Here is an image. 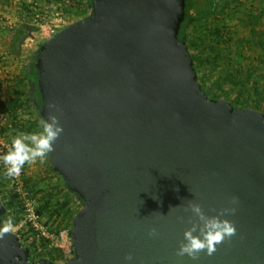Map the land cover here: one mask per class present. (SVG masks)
Masks as SVG:
<instances>
[{
	"label": "water",
	"instance_id": "obj_1",
	"mask_svg": "<svg viewBox=\"0 0 264 264\" xmlns=\"http://www.w3.org/2000/svg\"><path fill=\"white\" fill-rule=\"evenodd\" d=\"M185 4L93 0L38 49L41 114L63 128L48 160L83 200L63 264H264V112L206 94L178 37ZM190 202L208 217L235 208V234L195 260L177 255L203 224ZM0 264L56 263L9 231Z\"/></svg>",
	"mask_w": 264,
	"mask_h": 264
},
{
	"label": "trees",
	"instance_id": "obj_2",
	"mask_svg": "<svg viewBox=\"0 0 264 264\" xmlns=\"http://www.w3.org/2000/svg\"><path fill=\"white\" fill-rule=\"evenodd\" d=\"M92 1L71 0L64 10L83 18L92 14ZM247 1L230 0L229 3L228 0H186L185 17L178 37L186 41L194 60L198 81L209 97L226 99L235 107H249L264 112V0L258 7ZM29 4L31 6V3ZM233 19L239 24L233 23ZM256 19L261 20L260 25ZM30 30H34V27L26 24L19 28L12 42V49L19 51L17 40L24 31L28 33ZM37 53L38 50L30 58L27 69L14 77L11 96L4 99L0 96V111L6 117L1 132L11 133L10 145L18 133L39 132L43 128V125H39V121L44 117L41 114L43 99L38 86ZM201 67L204 68L202 72ZM30 108H36L37 115L28 113V118L24 117ZM50 167V175L23 176V185L34 202L36 213L43 217L48 214L54 219L53 229L68 216L71 220V227L68 228L71 235L75 205L78 202L83 203V200L69 189L64 178V188L57 189L49 181L45 188L41 187L40 183L52 178L54 173L60 175L51 164ZM24 170L23 166V173ZM5 171L4 165H0V193L5 179L10 178ZM3 198L0 194V199L6 207V213L2 215L0 223L6 220L10 211L18 216L17 219L24 216L26 205L17 191L11 188L6 199ZM45 223L51 226L49 222ZM35 236L30 244L25 243V246L30 248L31 261H35L36 255L59 264L69 259L59 249H48L43 238L39 239L42 241L38 245L35 241L38 235ZM72 251L74 253L73 249Z\"/></svg>",
	"mask_w": 264,
	"mask_h": 264
},
{
	"label": "rangeland",
	"instance_id": "obj_3",
	"mask_svg": "<svg viewBox=\"0 0 264 264\" xmlns=\"http://www.w3.org/2000/svg\"><path fill=\"white\" fill-rule=\"evenodd\" d=\"M39 1L40 2H44V1L47 2L48 0H39ZM235 1H237V0H235ZM261 1L262 0H248L247 3L250 2V3H252L258 7V5L260 6ZM17 2H19L18 8L14 7V6L11 7L10 6V0H0V17H2L3 15H7V16L10 15L12 18L18 19V18H21L22 16H24V14H25L27 19H26V21H24L25 23H23V24H26L32 28V23H31L32 19L30 18L29 0H26V1L25 0H18ZM228 2L230 3V0H228ZM26 5H28V7ZM256 10H257V8H256ZM72 18H73V20H72L73 22L76 20L82 19V17H80V16H78V17L75 16ZM232 22L235 23L236 25L239 24V22L236 19H233ZM260 22H261V20H257L258 25L261 24ZM1 23H2V20L0 19V24ZM2 24L4 25V23H2ZM25 38L26 37H24L22 42H24ZM40 45H41V43H39L37 41V38H34V40H32V37H30L26 42H24V45L22 46V48H21V44H20L21 49L19 48V51H18L19 53L15 54L16 51L14 49H12V43H10V41L8 40L7 28H1L0 29V96L2 99L11 96V93H10L11 92V85L13 84L14 77L18 73H20V72L22 73L23 71H25L27 62L35 54V52L39 49ZM202 69H204V68L201 67L200 72H202ZM37 111L38 110L36 108H30V110L27 111L26 114H24V117L28 118V113H30L32 116H34V115L36 116ZM8 132L4 133V137H5L4 141L6 143H10L9 138L11 136V133L10 132L8 133ZM1 136H0V139L2 138ZM24 169H25L24 170V176L25 177H27L28 175H33L35 177H39L43 174H48V175L52 174V170H51L50 163L48 160V154L45 158H42V159L37 158L36 160H34L31 163H26L24 165ZM48 181L53 183V186L57 187V189L65 187L63 185L62 175L54 173L52 178H49L47 181H42L40 183V186L45 188L48 184L47 183ZM11 188H12V179H11V177L8 179L6 178L4 184L1 186V193H0L2 198L4 197L3 198L4 200L8 196V191ZM48 191H50V189H48ZM2 203H3V201H2ZM82 207H83V203L78 202L75 205V212L77 213ZM9 217L13 218V228L11 231H13L19 235L20 240L22 241L24 246H25V243L30 244L31 241L34 238H36V236H35L36 234H35V231H33L31 229L30 223L28 222V219L26 218V216L24 215V216H21L20 218L17 219L18 216L10 211V212H8L6 220ZM42 221L43 222L47 221L51 224V226H49V229L52 232H55L57 237L60 240H63L66 242L70 239V241H71V235L67 234L68 233L67 229L71 227L70 226L71 220L68 219V216H66V220L60 221L61 223L58 222V224L55 225L56 226L55 229H53L54 228V219L52 217H49L48 214H46V215H44V217H42ZM62 227H64V229H62ZM56 230H59V232H56ZM35 241L38 245H40L42 240H39L37 238V239H35ZM70 249H72V247ZM73 256H74V253L71 250L69 258H71ZM40 259H41V257L39 255L35 256V261H39ZM56 264H59V263H56Z\"/></svg>",
	"mask_w": 264,
	"mask_h": 264
},
{
	"label": "clouds",
	"instance_id": "obj_4",
	"mask_svg": "<svg viewBox=\"0 0 264 264\" xmlns=\"http://www.w3.org/2000/svg\"><path fill=\"white\" fill-rule=\"evenodd\" d=\"M39 125H43L42 131L33 133H18L11 141L10 149L0 156V161L5 167V174L9 177L20 174L26 163H31L37 158H45L53 150V145L63 132L58 117L50 115L47 119L42 118ZM238 198L233 197L232 203L235 204ZM190 212L203 222L202 227L197 232L196 225L187 228L183 233V240L177 249L178 256L187 255L195 260L199 253L204 251L211 255L216 246L226 238L232 237L236 232V227L227 218V214L235 212V208H225L218 215L208 217L197 202H190L188 205ZM13 228V218L9 217L3 223H0V237L8 233ZM149 236H155L156 229L149 231ZM126 261L132 260V255L125 257Z\"/></svg>",
	"mask_w": 264,
	"mask_h": 264
},
{
	"label": "built area",
	"instance_id": "obj_5",
	"mask_svg": "<svg viewBox=\"0 0 264 264\" xmlns=\"http://www.w3.org/2000/svg\"><path fill=\"white\" fill-rule=\"evenodd\" d=\"M31 3L30 9V18L32 19V27L34 30H30L24 42H26L30 37L32 40L37 38L39 43H42L47 38L54 35L57 31L65 27L66 25L72 23L73 18L75 15L66 12L64 10L65 7L70 5L71 0H50L47 2H40L39 0H29ZM2 23L0 24L1 28H13L19 22L20 24L25 23L26 15L22 16L20 19H14L10 15H3L0 17ZM22 42V45H24ZM6 117L4 113L0 111V156L6 153L11 145L10 143H6L4 141V134L1 132V126L5 124ZM0 165H3V162L0 161ZM23 168L19 175L11 177L12 179V188L17 191L21 198L24 200L26 209H25V216L30 223V227L35 233L38 235V239H45L46 245L48 249H59L66 257H70V252L73 249L71 245L70 239L68 241L60 240L55 232H52L49 229V225L42 221L41 215H38L35 211L34 202L28 196V192L23 185ZM69 235V229H67ZM68 245H67V244ZM72 247V249H70ZM31 252V251H30Z\"/></svg>",
	"mask_w": 264,
	"mask_h": 264
},
{
	"label": "crops",
	"instance_id": "obj_6",
	"mask_svg": "<svg viewBox=\"0 0 264 264\" xmlns=\"http://www.w3.org/2000/svg\"><path fill=\"white\" fill-rule=\"evenodd\" d=\"M18 0H10V6L12 7V6H14V7H19V2H17ZM26 1V0H25ZM14 9V8H13ZM21 13V12H20ZM19 15V14H18ZM17 16V15H16ZM20 17V16H19ZM18 19H20V18H18ZM22 25L23 24H20V22L15 26V27H13V28H7V31H8V40L10 41V43H12L14 40H15V35H16V33L19 31V28L20 27H22ZM22 43H21V48H22ZM20 48V49H21ZM19 50V49H18ZM19 52L18 51H16V53L15 54H18ZM28 64H29V61L27 62V64H26V69H27V67H28Z\"/></svg>",
	"mask_w": 264,
	"mask_h": 264
}]
</instances>
